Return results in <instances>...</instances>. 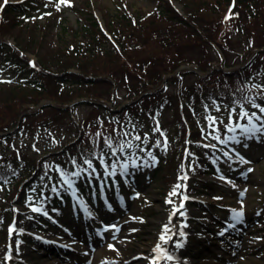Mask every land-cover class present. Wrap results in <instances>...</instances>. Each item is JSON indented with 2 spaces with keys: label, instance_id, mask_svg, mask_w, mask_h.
Returning <instances> with one entry per match:
<instances>
[{
  "label": "rangeland",
  "instance_id": "374dc122",
  "mask_svg": "<svg viewBox=\"0 0 264 264\" xmlns=\"http://www.w3.org/2000/svg\"><path fill=\"white\" fill-rule=\"evenodd\" d=\"M9 1L18 3L22 0ZM179 1L180 3H191V0ZM32 2L30 7L24 5L25 8L23 12L17 15L18 17L13 15L15 18L5 23V29L9 33L3 35L4 33L0 30V39H4L7 46L9 42H16L19 49L23 50L24 55L33 57L35 60L39 56L44 57L47 61L44 60V65L49 66L53 71H56L57 68L54 65V59L58 56L61 59H66L67 56L64 52L68 51L67 47H72L75 42L81 39L79 29L81 27L80 22H83L84 18H91V14L96 18L95 13H97L104 23L111 20L113 23L116 20L118 23H124L121 21L122 15H140V13L152 10L157 4V0H68L67 4H61L57 10L55 7L56 0H32ZM219 3H225V0H219ZM218 12L219 10L212 15L214 19H217L215 22H211L212 18L211 20L203 19L207 28L213 23L218 30L222 31L224 22L221 18L218 21L219 15L216 14ZM95 20L97 21V18ZM89 22L91 21L89 20ZM226 30L229 31L230 29ZM246 43L251 45V42ZM245 48L241 47V43H238L235 49H239L242 54H237V56L232 53L228 61L242 62L245 56ZM192 54L199 56L200 50L195 47ZM0 57L2 56L0 55ZM261 69V72L259 71L252 78V87L253 85L264 86V65ZM194 77L195 72L186 73L184 84L191 83ZM33 78L34 75L29 70L20 69L19 66H9L7 61L5 62L0 58V95L7 94L10 91L8 89L15 87L14 84L17 83L27 87L25 90L30 92L29 89L33 83L30 81ZM166 84L168 93H174L176 85L171 81ZM96 96L97 99L101 97L114 105L128 100L126 90L122 86L114 94L116 104L107 98L106 93ZM251 97L256 98L257 103L264 102V98H262L264 97V89L255 88ZM33 99H35L34 95L26 96L27 101ZM27 105L32 106L34 103L29 102ZM76 106L74 114L78 119L91 118L89 115L91 105L79 104ZM216 106H219L221 111H215ZM243 106L245 109L249 108V104L246 102ZM226 107V97L217 96L215 105L213 103L210 106L207 117L216 116L227 121L224 119L228 116L227 109L240 110L239 107ZM49 112L32 115L31 119L38 127L44 121L54 119L53 113ZM172 113V109L167 106L162 108L153 119L149 118L144 111H141L136 118L128 117L125 119L130 126L129 129L138 126L143 138L150 142L155 141V150L144 151V155H147L151 164L141 167L142 164L136 162L139 167H133L131 162L128 167L129 178L127 180L129 181L133 176L132 173L139 170L143 172L140 181L144 186L141 191L133 189L132 193L122 196V199L125 198L126 201L124 205L126 211L124 210L122 213L112 212L116 213L114 219L105 220L97 214L102 208L94 209L95 214L91 218L93 222L88 221V225L92 223V227H85V222H81L82 225L79 228L75 227V229L78 228L79 234L85 235V241L74 235L76 233L72 234L70 228L62 236L45 235L41 231L32 232L49 240L45 243L47 246L44 247L40 245V241L29 243L26 241L21 245H15L12 234H9L7 242H12L11 251L9 259L5 260L4 257L8 254V249L7 246L3 247L1 237L4 235V226L9 217H7V209L2 210L5 213H3L1 220L4 223L0 222V264H152L153 258L156 259V264H173V261L184 264L183 260L191 264H264V136L258 135L255 138V145L250 147L255 155L251 159L246 158L248 163L243 162L242 164L241 169L243 173L247 174V178H241L240 173L233 174L232 178L220 176V179L215 176L204 175L202 178L206 181L214 180L215 184L212 185L211 189L215 191L216 195L212 196L206 192L207 190L201 188L204 190H198L191 196L197 198V201L201 200L199 202L202 205H190L183 202L184 207L180 211L184 215L181 216L177 213L173 216L172 213L181 204V198L179 195H170L171 192L168 191L172 182L174 185L177 180L176 175L179 170L177 165L171 166L170 160L168 161V158L171 157L168 150L169 138L175 133ZM198 121L202 127H208L207 118L199 117ZM53 126L56 131L52 128L53 131L50 133L48 131L47 134L58 136L59 140L53 142L56 146L74 137L77 129L69 119L64 117L53 123ZM157 126H159V131L155 130ZM217 127L222 131L220 135L222 139L228 140V137L235 136L241 140L243 137L238 129L235 132H227L222 124L217 125ZM37 133L40 135L41 131H37ZM30 135L31 133L17 135L12 143L14 147L22 149V155L25 153L35 157L40 155L39 143L41 147H45L42 141L47 142L43 136H38V139H33L34 148L32 151L30 149ZM135 135L137 134L133 136ZM156 141H160L159 146H156ZM165 141H167L166 145ZM228 141L235 146L237 145L232 140ZM5 143L7 142L0 143V155L2 152L12 153L10 150L12 145L7 146ZM149 151L152 153V157H155L154 162L152 157L148 156ZM142 155L138 156L135 153L133 159ZM92 160L94 161V159ZM138 161L140 160L138 159ZM120 165L118 164L117 168H120ZM249 168L252 169L251 172H248ZM103 176L104 174L98 175V181H101ZM35 180L37 179H33L32 182ZM2 184L8 185L7 180H4ZM49 187L50 185L47 184L46 188ZM175 190L177 193L181 191L180 188ZM4 192V188L0 186V209L6 207L2 197ZM169 200L172 203H168ZM223 204H228L229 207H225ZM230 207L232 218L237 213H241L236 234L230 233L222 227L223 222H228L230 214L228 209ZM111 209L113 210V208ZM64 211L73 213L72 208H65ZM164 225H168L170 229L168 235L172 237L167 244L159 240V236L164 232ZM94 227L96 234L95 231L90 232ZM85 229L86 233H82ZM132 229L136 231L133 232ZM178 232H183L185 235L182 237L176 235ZM59 240L63 243V247L56 246V241ZM157 243H160L162 248L173 256L172 260L164 259V254L161 252L153 251ZM110 244L114 245V249L109 248ZM176 244H181V246L176 247ZM184 254L188 255L185 256ZM181 257L184 259L180 260Z\"/></svg>",
  "mask_w": 264,
  "mask_h": 264
},
{
  "label": "trees",
  "instance_id": "16d2710c",
  "mask_svg": "<svg viewBox=\"0 0 264 264\" xmlns=\"http://www.w3.org/2000/svg\"><path fill=\"white\" fill-rule=\"evenodd\" d=\"M231 1L219 3V0H191V3L182 4L181 13L170 1L159 0V5L152 11L134 17L122 15L121 21L124 23H118L117 20L114 23L112 20L107 21V29L112 39L91 15V18H86V21L81 23L79 29L81 39L72 47L68 46V51L64 52L68 59L63 56L64 59L59 56L54 59L56 71L45 66L46 59L41 56L38 62L40 66L36 64L35 68L29 67L26 58L19 56L16 50L9 49L4 39H0V51L2 49L5 55H8L4 58L10 59L12 64L21 66L23 70H29L37 81L33 88L29 89L30 92L18 84L8 89L10 91L7 94L0 95V131L14 126L19 114L22 111L26 112L14 133L1 134L0 142L2 139L10 141L15 135H27L29 132L31 134L35 132L33 137L38 139L37 124L31 117L50 111L54 119L38 125V128L47 135L44 128L50 129L52 123L69 117L73 109L46 107L29 111L31 106H26L29 102L37 103L40 99H50L63 105L79 96L97 97L96 95L102 93L112 98L120 86L126 90L127 97L133 98L146 89H152L120 111L112 110L107 105L92 103L89 114L91 118L83 119L80 123L81 137L58 154L52 153L37 159L21 155L20 151L7 156L2 152L0 175L13 179L2 196L5 202H9L17 195L19 182L26 174L33 172L34 177L43 179L54 172L53 162L60 158L65 159L71 167L67 173L73 172L74 168L81 171L82 167L78 164L81 151L91 148L100 153L103 148H107L104 145V138L109 136L114 141L113 147H116L115 141L124 139L123 132L126 131L122 124L125 123V119L129 116L136 118L141 111L152 116L167 106L172 109L176 123V135L171 140V159L181 162L184 157L183 149L187 147L185 160L191 164L194 175L215 171L217 168L223 169L222 165L225 162L223 156L217 148L204 146L205 140L200 138L201 129L197 127L194 115H202L203 106L213 103L217 93L226 96L231 103L243 100L250 91L248 87L250 78L261 69L254 65L253 61L258 59L263 62L264 58V51L254 53L255 47L264 46V0H235L233 6ZM20 9L19 5L11 4L5 12L10 15V12H17ZM217 10L218 21L221 18L224 22L225 29L222 31L213 23L207 28L203 20L212 18L211 22H215L217 19L212 15ZM6 22H9L8 17L1 24L2 33L8 32L5 29ZM246 42H251V45ZM238 43H241V47H246L244 61L251 56L250 61L246 64L243 61L239 66L226 69V66L231 65L228 63L230 54H242L239 49H235ZM195 47L200 50L199 56L192 54ZM219 50L223 56L218 53ZM191 62L197 63L204 73L195 74L191 83L184 84V76L189 70L181 69L178 73L168 75L165 83L160 85L166 73L173 72L183 63ZM71 66H75L79 71H68ZM65 81L71 85L60 86V82ZM170 81L176 85L174 93L167 91L166 83ZM29 94L34 95L35 99L27 101L26 96ZM113 129L117 131L114 133ZM97 132L101 133L100 137L95 136ZM44 140L47 143H43L45 145L43 150L51 149L53 141L47 136ZM171 159L169 162L172 165ZM73 160L76 161V165L73 164ZM58 161L56 164H62L60 160ZM42 184L43 180L38 187ZM201 185L207 186L206 183ZM78 186L81 189L77 191L79 194H85L88 190L86 186L80 184ZM194 186H198V183H194ZM59 187L63 189L61 184ZM21 191L19 200L22 201L26 194ZM31 191L32 194L36 193L35 190ZM42 202L48 207L61 206L53 192L49 197L42 199ZM27 214L18 213L19 222H23L26 227H40V224L48 223L42 216L35 218L36 216Z\"/></svg>",
  "mask_w": 264,
  "mask_h": 264
},
{
  "label": "snow or ice",
  "instance_id": "6c2138e0",
  "mask_svg": "<svg viewBox=\"0 0 264 264\" xmlns=\"http://www.w3.org/2000/svg\"><path fill=\"white\" fill-rule=\"evenodd\" d=\"M9 2V0H4V4L7 5ZM68 0H56L55 2V7L57 10H59L60 5L61 4H67ZM227 19V17H226ZM32 67H36V65L33 63L31 65ZM254 88H262L264 89V86L262 85H253ZM264 98V97H262ZM245 102L250 104L252 108L256 109L257 111H252L249 112L247 109L244 108L243 103L239 104V111H237L235 108H231V109H227L228 111V123L225 124L223 119L220 117H216V116H209L207 117L209 124L208 127L212 129L211 133H208V135H212V133H215L216 131H218L217 125H223L224 129H226L227 132H235L237 129L240 130V134L244 137L245 140H249V139H253L256 138L258 135L259 136H264V105H261L259 103L256 102V98L253 97H245L244 98ZM215 105V102H213ZM215 111L219 112L221 111V108L219 106L215 107ZM241 121H246V123H241ZM234 125V126H233ZM156 131H159V126H157V128L155 129ZM117 130L113 129V132L115 133ZM133 131H135V129H133ZM203 132V129H202ZM161 135H163V133L161 132ZM96 137H100L101 133L97 132L95 133ZM123 136L125 137L124 140L122 141H115L116 143V147H113V139L111 136L109 137H105L104 138V145L107 147V149H109V152H104L103 150H101V153L98 157H96L99 160V164L104 168V177H109V176H115L117 174V165L121 159V157L123 156V154L125 153L126 149H132L133 147H135L136 149H138L140 152H143L145 149L142 148L140 146V144H136L133 145L132 140L135 141H141L142 137L140 135H135V136H131V133L129 132H123ZM131 136V139H128V137ZM213 139L219 141V143L221 144H226L228 142V140H232L235 143L239 144L242 141L237 139L235 136H231L228 137V140L222 139L220 135H213L212 136ZM167 144V141H165V145ZM160 145V141H156V146ZM205 147H211V148H216L215 144H211V145H204ZM245 146H247L245 144ZM234 151V150H233ZM223 155L225 157H228L229 159H231V157L229 156V152H224ZM239 154L237 153V156ZM135 156V152H128V159L131 160L133 167H139V165L136 164V159H139V157H136V159H133V157ZM148 156L152 157V153L149 151L148 152ZM240 159L245 162L248 163V161L244 160L243 157H240ZM108 160H112V163H108ZM152 161H155V157H152ZM73 164L76 165V161L73 160ZM83 164L87 165V168H82L83 172H87L89 173V175L92 174H96L97 173V169L93 166V160L92 159H84L83 160ZM128 163H123L120 165V171L121 174L123 175H128ZM109 168L111 169V171H109ZM89 170H91L89 172ZM252 169L249 168L248 172H251ZM70 176H75V177H79L81 175V171H75L69 174ZM61 176L64 177L65 174L63 172H61ZM99 178V177H98ZM181 179H187V176L181 177ZM221 179H224V177H221ZM63 183L67 185L68 188H72V183L73 181H71L70 179H64ZM181 185L177 184L174 188V190L170 193V195H180L179 193L176 192L175 189L180 188ZM52 191H57L56 187L52 188ZM241 195H243V193H241ZM29 199H31V197H29ZM187 197L184 196L182 198V202L179 205L178 208L175 209V211L172 213V215H176L177 213H179V215L183 216L184 213L182 211H180V209H182L184 207L183 204V200H186ZM168 203H172L171 200L168 201ZM31 211L33 213H38L41 212V208L39 207H32ZM44 215H47V212H44ZM241 213H237L233 219L236 220L237 222H239ZM133 219H138V218H133ZM13 229L10 227L9 231L11 232ZM132 231H136L135 229H132ZM170 231V229L168 228V225H164V232L159 236V240L163 241L165 244H167L172 237L168 235V232ZM176 235L179 236H184L185 234L183 232H178L176 233ZM176 247H180L181 244H176ZM110 249H114V245H109ZM154 252H161L163 253V258L167 259V260H172L173 256L168 254L166 252L165 249L162 248L160 243H157L153 249ZM152 264H156V259L153 258L152 259Z\"/></svg>",
  "mask_w": 264,
  "mask_h": 264
}]
</instances>
